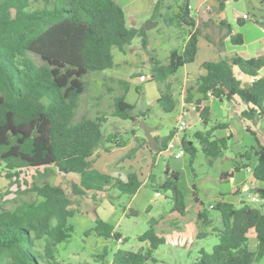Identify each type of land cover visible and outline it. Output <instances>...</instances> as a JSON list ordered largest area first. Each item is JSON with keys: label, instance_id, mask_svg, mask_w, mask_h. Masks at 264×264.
Masks as SVG:
<instances>
[{"label": "trees", "instance_id": "1", "mask_svg": "<svg viewBox=\"0 0 264 264\" xmlns=\"http://www.w3.org/2000/svg\"><path fill=\"white\" fill-rule=\"evenodd\" d=\"M218 1L221 11L227 0ZM189 6L188 0H156L153 6L151 20H162L177 30L179 36L185 34L184 38L180 37V48L171 49L164 63L150 58L149 81L162 84L157 104L167 113L178 103L168 79L197 56L200 30ZM206 11L212 15V10L206 8ZM244 21L245 18H236L238 26ZM256 24L264 30V16ZM220 25L232 33L226 21H220ZM135 38H140L142 47L146 48L143 26L128 27L125 12L116 0H0V164L5 177L17 179L22 170L39 168L46 177L47 167L62 175L78 176V182L70 185L72 198L62 186L52 185L45 179L40 184L32 183L26 190L34 192L37 200L17 198L13 209L0 207V264H62L55 256V249L70 238L73 228L68 220L79 199L89 192L113 188L132 197L139 190L141 181L134 172H129L122 181L89 168L101 143L113 148H122L128 143L121 134L104 133L106 115L98 113L93 119L82 117L75 121L80 97L88 89L86 76L113 69L116 65L113 50L124 53ZM230 41L241 45L243 35L232 34ZM261 68H264V55L249 58L232 55L203 62L204 74L186 88L184 103L194 107L204 127L210 122L208 103L211 100H236L243 106L239 114L243 121H262ZM237 73L250 81L242 82ZM121 85L123 91L113 98L111 116L137 124L145 121V114L134 112V105L126 101L129 84L121 82ZM226 128V123H218L193 135L209 163L222 157L228 149L230 136L214 135V131ZM175 133L174 128L164 137H154L160 140L157 153L166 150ZM250 133L256 145L241 157L249 160L251 155L255 156L256 165L251 170L255 182L253 192L264 201V187L256 186V183L264 184V145L254 132ZM137 141L139 148L148 149L145 138ZM178 143L192 162L196 147L185 136ZM104 151L108 153L110 148ZM246 168L243 164L242 169ZM239 170V166L234 168ZM164 175V181L156 188L169 191L171 212L184 216L187 203L178 185L179 174L167 168ZM232 175L221 173L219 180L226 182ZM149 181H153L151 175ZM193 196L197 202L194 193ZM212 209L219 213V227H212L213 220L207 211L199 209L195 214V238L214 235L217 243L211 252L200 249L189 264H258L264 258V206L257 209L247 200H242L240 206L219 200ZM163 218H150L148 229L138 237V241L148 243L146 249H116L110 264H148L153 251L164 243L155 232V226ZM203 227H212L211 232L203 231ZM92 230L98 237L125 241L114 225L100 219L95 220ZM251 232L256 240L255 250L249 247ZM98 259L103 261L101 256Z\"/></svg>", "mask_w": 264, "mask_h": 264}, {"label": "rangeland", "instance_id": "2", "mask_svg": "<svg viewBox=\"0 0 264 264\" xmlns=\"http://www.w3.org/2000/svg\"><path fill=\"white\" fill-rule=\"evenodd\" d=\"M116 1L127 16L126 25L128 27L139 28L150 22L149 30L145 31L147 46L143 48L141 39L135 38L129 46L125 47L124 53L113 50L116 64L113 69L90 73L86 76L88 89L80 97L75 121L82 117L93 119L98 113H103L107 117L106 123L103 124L104 133L121 134L128 142H131V146L108 153L104 151L105 148H110V151L115 148L105 142L101 143L92 157L90 169H95L103 174H115L111 175L113 177H117L119 174L123 179L131 170L136 171L139 175L150 173L153 181H146L134 197L120 194L117 189L113 188L102 192H89L85 197L79 199V204H74L73 215L68 220L73 231L68 240L56 246L55 256L62 264H110L116 249L128 251L146 249L148 243L138 241V237L148 229L150 218L159 219L160 216H163L164 218L158 221L155 226V232L158 237L163 238L164 243L153 251L148 264H189L196 259L200 249L211 252L213 245L217 243L214 235L196 239V235L188 233L190 228L196 229L195 214L197 210L207 211L208 216L213 220L212 227H219V213L210 206H214L221 199L240 206L243 200L241 193L244 191L256 196L250 184L253 182L251 170L256 165V158L251 155V158L246 160L241 155L256 145L255 137L250 133L249 127L255 131L257 140L264 145V120L248 123L237 116L228 118L225 104L212 100L208 103L210 122L207 127H204L198 121L194 107L184 103L186 88L192 86L197 75L204 72L201 69L203 62L220 60V53H224V51L238 53L243 49L233 45L230 41H225L214 49V44L210 42L206 34L221 42L223 39L221 33L225 34V31L213 29L209 22H205L202 18L198 19L197 24L200 30L198 55L192 63L185 67L194 77L185 78L182 75L184 69L180 68L174 76L168 79L173 96L178 103L172 112H164L157 104L162 84L149 81L151 78L150 58L164 63L171 49L180 48L182 44L180 37L184 38L185 34L179 36L177 30L168 27L162 20H151L156 0ZM188 2L195 18L202 17L205 9L209 8L212 10L213 20L228 21L232 25L233 31L240 32L247 42L251 39L264 37L263 29L256 24V21L264 16V3H260V0H230L221 11L218 9V0H188ZM243 15H246L248 19L242 26H238L236 17ZM203 22L208 24V27H205ZM183 33H186L184 28ZM219 41H217L216 47L220 43ZM121 82L129 84L130 89L126 101L134 105V112L144 113L146 116L144 122L148 127L154 128L151 135L158 138L164 137L176 128L181 110L187 111L183 117L186 128L178 135L179 137L185 136L186 141L196 147L197 151L192 162H190V155L181 148L179 143H175L172 148L160 153L150 152L149 148H139L137 140L144 137L138 124L111 116L113 98L123 91ZM235 106L234 110H240ZM220 122L229 124L232 136L227 141L228 149L223 152L222 157L209 163L193 135L197 131L204 132ZM214 134L226 137L225 135L228 133L225 130H216ZM181 151V156L175 158L174 156L180 154ZM243 164L248 168L242 169ZM236 166L240 167L239 171H234ZM47 168L46 177L41 175L43 171L39 168V170L24 169L16 179L14 177L6 178L3 164H0V207L13 209L15 207L14 200L17 198L37 200L34 192L26 190L32 183L40 184L45 179L52 185L62 186L72 198L70 185L78 181V176L75 174L62 175L53 167ZM167 168L169 171L179 174L178 185L187 203V213L184 216L171 212L170 192L156 188L164 181V170ZM229 171L233 173L236 179L235 183L221 182L219 180L220 173ZM146 175L140 176L143 181ZM240 182L241 185L238 184ZM256 186L264 187V184L256 183ZM240 187L244 190H241ZM156 193H159L158 198H155ZM193 193L200 205H197L194 200ZM247 203L257 209L264 206V201L261 199H258L257 202L247 199ZM96 219L114 225L115 230L125 241L117 242L113 239L96 236L92 230ZM212 227H203L202 230L210 233ZM249 247L251 250L256 248V240L252 232L249 233ZM100 256L103 257V261L98 259ZM258 264H264V258Z\"/></svg>", "mask_w": 264, "mask_h": 264}, {"label": "crops", "instance_id": "3", "mask_svg": "<svg viewBox=\"0 0 264 264\" xmlns=\"http://www.w3.org/2000/svg\"><path fill=\"white\" fill-rule=\"evenodd\" d=\"M230 2V0H227V1H225V3H224V8L227 6V4ZM263 1L262 0H260V3H262ZM205 9V8H204ZM126 15V14H125ZM243 16H246V15H243ZM243 16H238V17H236V18H243ZM200 18H202L205 22H209V25H210V27H212L213 29L214 28H216L218 31L219 30H224L225 31V34L224 33H221L222 35V37H223V39H222V41L220 42L219 40H214L213 38H211V37H209V35L208 34H206V36L209 38V40H210V42L212 43V44H214L213 46H214V49H216V48H218L219 47V45L220 44H223V43H225V41H230V37H231V35L232 34H236V33H240V32H235V31H233V29H232V25L228 22V21H226V23L230 26V29H231V31H232V33L230 34V33H228V31H227V29L225 28V27H223V26H221L220 25V21H222V20H220V21H216V20H213L212 19V15L211 14H208L207 13V11H206V9H205V12L203 13V16L202 17H197V24H198V19H200ZM126 19H127V16H126ZM248 19V17L246 16V18H245V20H247ZM131 21H132V18H131ZM205 22H203V24H204V26L205 27H208V24H206ZM133 24V23H132ZM132 27H134V26H132ZM135 28H137V27H135ZM262 31H264V30H262ZM217 41H219L220 43H218V46L216 47V45H217ZM231 42V41H230ZM197 46H198V43H197ZM235 46H240V47H242L243 49L242 50H240L238 53H232V52H225L224 51V53H220V58H224V57H230V56H232V55H239V56H241V57H243V58H249V57H258V56H263L264 55V37H261V38H258V39H251V41H245V38L243 37V43L241 44V45H235ZM197 55H198V51H197ZM197 57V56H196ZM187 65H185L184 67H182L184 70H183V73H182V75L185 77V78H189V77H194V75H190L189 74V70H188V68H185ZM202 74H204V72L202 73ZM202 74H200V75H202ZM200 75H197V77L198 76H200ZM259 77H263L264 78V68H261L260 69V71H259ZM237 78L238 79H240L242 82H249L250 81V79H248L247 77H245V76H243V75H241V74H239V73H237ZM212 101V100H211ZM220 103H223V104H225V106H226V108H227V111H228V118H232L233 116H237V117H239V114H240V111L243 109V106L241 105V104H239V102L238 101H236V100H231V101H223V102H220ZM189 105V104H188ZM234 105H236L235 107L237 108V109H239L240 108V110H234ZM235 111H236V113H235ZM186 112L187 111H185V114H186ZM220 123H224V122H220ZM249 123V122H248ZM250 128V130L252 131V132H255L254 130H252L251 129V127H249ZM225 131H227V135H225L226 137L227 136H232V130H231V128H230V126H229V124H227V128L226 129H224ZM249 130V131H250ZM215 135V134H214ZM216 137H224L223 135H215ZM152 137L154 138V137H157V136H155V135H152ZM156 141V147L157 146H159L160 145V140L159 139H156L155 140ZM128 146H131V142L129 141L128 143H127V145L126 146H124V148L125 147H128ZM123 148V147H122ZM141 148H146V147H141ZM116 149H120V148H115V149H113L112 151H110V152H113L114 150H116ZM156 152H158V151H156ZM160 153V152H159ZM126 169V168H125ZM131 169V168H130ZM131 172H134V173H136L137 175H138V177H139V180L141 181V186L140 187H142V185L143 184H145L146 183V181H148L149 180V175H150V173H148L147 175L146 174H142L141 173V175H139L136 171H133V170H131ZM129 173V172H128ZM127 173V174H128ZM222 173H224V172H222ZM227 173H232L231 171H229V172H227ZM110 176L111 175H115V174H109ZM146 175V177H145V179H144V181L141 179V177L140 176H145ZM220 175H221V173H220ZM113 177V176H112ZM115 178H118V179H120V180H122V181H125L126 180V177H125V179H123V177L121 176V175H117V177H115ZM235 181H236V179H235V177L232 175V177L231 178H229V179H227L226 180V182H229V183H235ZM78 181H75V183H77ZM238 184H242L241 182L240 183H238ZM251 184V186L253 187V186H255V182H251L250 183ZM238 186V185H237ZM237 188H239V187H237ZM240 189L241 190H244L243 188H241L240 187ZM136 195V194H135ZM134 195V196H135ZM241 195H242V198H243V200H247V199H251V197H252V195L249 193V192H242L241 193ZM134 196H132V197H134ZM222 200V199H221ZM200 204V202L197 200V205H199ZM198 211V210H197ZM195 228H196V226H195ZM194 228H190L189 230H188V233H193V235H196V229H194Z\"/></svg>", "mask_w": 264, "mask_h": 264}, {"label": "built area", "instance_id": "4", "mask_svg": "<svg viewBox=\"0 0 264 264\" xmlns=\"http://www.w3.org/2000/svg\"><path fill=\"white\" fill-rule=\"evenodd\" d=\"M189 9H191L190 6H189ZM243 18H246V16H243ZM184 115H185V111L184 110H181V113L178 116L177 125H176V128H175L176 129V133L174 134V136L172 137V139L168 142L166 150H169L170 148L173 147V145L175 143H178L179 142L180 137H179L178 134L180 132H183L185 130V128H186V123H185V120L183 118ZM181 154H182V151L180 152V154H176L174 157L175 158H179L181 156ZM158 197H159V193H156L155 194V198H158ZM251 200L254 201V202H257L258 201V198H257V196H252L251 197ZM210 208H212V207L210 206Z\"/></svg>", "mask_w": 264, "mask_h": 264}, {"label": "water", "instance_id": "5", "mask_svg": "<svg viewBox=\"0 0 264 264\" xmlns=\"http://www.w3.org/2000/svg\"><path fill=\"white\" fill-rule=\"evenodd\" d=\"M149 23L150 22H147L143 26L145 31L149 30L150 28ZM138 127L142 130L143 137L148 141V148L154 152L158 151V148L156 147V141L151 135V132L154 130V128L148 127L144 121H140L138 123Z\"/></svg>", "mask_w": 264, "mask_h": 264}]
</instances>
